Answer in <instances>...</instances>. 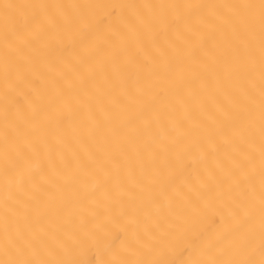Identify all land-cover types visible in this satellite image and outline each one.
<instances>
[{
    "label": "bare ground",
    "instance_id": "1",
    "mask_svg": "<svg viewBox=\"0 0 264 264\" xmlns=\"http://www.w3.org/2000/svg\"><path fill=\"white\" fill-rule=\"evenodd\" d=\"M0 264H264V0H0Z\"/></svg>",
    "mask_w": 264,
    "mask_h": 264
}]
</instances>
